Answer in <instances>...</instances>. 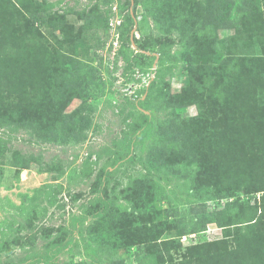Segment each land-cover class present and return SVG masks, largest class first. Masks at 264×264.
<instances>
[{
    "label": "rangeland",
    "instance_id": "obj_1",
    "mask_svg": "<svg viewBox=\"0 0 264 264\" xmlns=\"http://www.w3.org/2000/svg\"><path fill=\"white\" fill-rule=\"evenodd\" d=\"M247 3L0 0V72L32 83L20 96L3 79L5 104L30 99L48 111L35 129L16 118L0 126V264H139L137 243L152 236L131 209L143 202L156 205L163 226L167 219L164 264H200V246L214 240L237 247L253 206L261 212L264 182L230 185L244 204L227 214L228 228L190 229L205 210L223 211L236 198L210 200L206 188L198 198L193 189L195 179L212 189L228 181L223 125L234 118L264 132V0ZM34 12L47 15L43 24L31 21ZM94 12L108 25L85 36ZM81 73L92 83L94 74L96 86L82 91ZM187 90L213 108L183 106L174 96ZM146 113L156 124L141 136ZM102 199L111 207L100 217ZM75 217L86 220L74 228ZM114 230L124 233L119 242L108 240ZM249 237L247 246L258 247Z\"/></svg>",
    "mask_w": 264,
    "mask_h": 264
},
{
    "label": "trees",
    "instance_id": "obj_2",
    "mask_svg": "<svg viewBox=\"0 0 264 264\" xmlns=\"http://www.w3.org/2000/svg\"><path fill=\"white\" fill-rule=\"evenodd\" d=\"M248 1L249 3L246 5H249L250 8H252L253 4L259 0ZM46 19L47 15L43 12L32 13L31 21L33 22L43 24ZM108 20L109 19L104 17L102 13L94 12L93 17L87 18L86 23L83 25V29L86 32L85 36H88L92 29L94 33L98 29L107 26ZM192 61L193 56L190 55L188 62V68L190 72H193L196 68ZM92 71L96 73L97 69L93 67ZM14 73L15 72H0V126H3L5 122H12L10 120L16 118L17 123H24L28 128L35 129L36 124L46 123L48 111L45 113L44 111H40L39 106H36L35 103L30 99L27 100L29 104L23 103L22 100H19V102L14 101L13 107H7L5 104V98L8 96V94L7 90L1 91V83L3 79L4 83L8 87V93L14 86V92L19 93L20 96H28L26 89L29 86H32L31 82L22 80L21 76H15ZM93 77L94 80L92 83V81H89V77L83 73L79 75V79L83 84L82 91L83 89L88 90L91 87L96 86V80L98 78L95 77L94 74ZM240 93H244V90H241ZM174 98L177 101L182 100L184 102L183 106L192 104L191 102L197 103L201 110H211L214 106L213 101L208 100L204 93L201 96H196L195 99V97L189 94L187 90V92L185 91V94L181 93L179 95H175ZM31 110L38 112L32 113ZM234 112L235 110H232L228 115ZM155 124L156 122L152 119V115L146 113V125L144 126L143 132H141V136H146L151 133ZM242 124L244 126H240L239 122L237 123L234 118H230L229 122H226V124L223 125V130L220 132L219 136L223 141H220L219 143V150L222 151V155L219 157V159L220 161L225 162L226 170L223 179L227 177L228 181L223 182L222 185L214 189H212L211 186L209 187L207 182L206 185L201 186L197 179H195L193 183V189L198 198L202 195L204 188L209 191L208 199L210 200L218 199L220 202V200L223 198H230L233 196H236V198L231 202H228L223 211L222 209L220 211L215 207L212 210H205L202 214H200V217L198 218L200 221L198 220L199 222H194L190 229V232L193 234L206 231L208 229V225L212 223H215L222 228H228L231 224H233L228 221L229 219L227 214L231 212L232 216V211L236 210V208H241L244 203H242L239 195H235L236 191L231 190L230 185L232 183L240 188L243 186L242 182L244 178H246L247 182L250 179L248 186L253 184L257 185L264 182V132L261 134H256L252 131V129L247 128L245 123ZM190 127L191 131L194 133L199 131L195 122H192ZM64 128L66 130V127ZM131 143L132 141L130 144ZM120 159L121 157H118L114 161V164L118 163ZM108 172H110V170ZM211 177L215 178V175H211ZM262 190L264 189H260V191ZM100 204V209L97 215L102 217L104 214L110 211L111 204L110 201L106 199H102ZM253 207L255 208L256 212L252 213L253 215H251L248 224H246L248 232L245 235L243 234V239L239 240L237 247L231 251L229 248L227 250L225 244L223 247L218 245V241L220 240L206 242L200 246V250L202 252L200 255L202 258L200 260V264H252L250 263V258H255V255L257 258V264H264V203L262 205L260 214H257L260 207L258 205H254ZM134 209V213H139L143 221H145L144 225L149 238L152 236V238L149 240L137 243L139 264H164L165 260L163 255V245L165 246L166 242H160V239L164 232L165 222L167 219H164L165 222L163 221V226V223H161L159 220V211L156 205L150 202H143L138 205H134V208L131 209V211ZM85 220V217H75L73 221V227L76 228ZM119 229L121 230V227H119ZM122 234L124 233L114 230L108 237V240L119 242L121 239H123ZM249 235H253L256 244L261 240L260 244H258V247H255V249H253L254 247L251 249L247 246L254 244V242L251 241L252 239L249 237ZM101 238L98 239L97 237V241L100 243L101 241L104 242L107 237L102 235ZM68 242L69 240L66 242H58L55 247V254L57 255L60 249L65 247ZM224 243H226V241ZM110 244L112 245V243ZM171 247H166V249L169 251L171 250ZM55 254H53V256H55Z\"/></svg>",
    "mask_w": 264,
    "mask_h": 264
}]
</instances>
